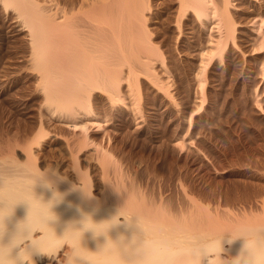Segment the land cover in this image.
Returning <instances> with one entry per match:
<instances>
[{
    "label": "bare ground",
    "instance_id": "obj_1",
    "mask_svg": "<svg viewBox=\"0 0 264 264\" xmlns=\"http://www.w3.org/2000/svg\"><path fill=\"white\" fill-rule=\"evenodd\" d=\"M0 103L2 242L26 222L28 264H127L134 215L177 244L264 225V165L220 163L216 127L264 160V0H0Z\"/></svg>",
    "mask_w": 264,
    "mask_h": 264
},
{
    "label": "clouds",
    "instance_id": "obj_2",
    "mask_svg": "<svg viewBox=\"0 0 264 264\" xmlns=\"http://www.w3.org/2000/svg\"><path fill=\"white\" fill-rule=\"evenodd\" d=\"M41 180L44 181L47 187H52V184L45 177ZM60 198V194L54 192V200L58 201ZM8 216L0 217L2 219V226H0V264H28L25 257L33 256L34 252H38V249L32 242L26 239L30 230L26 222L18 224L15 233L8 243L2 242L5 232L3 221ZM132 217H136L135 227L139 231L133 233L131 240L127 243L124 236H121L114 243L121 255L127 257V264H151L149 257L150 250H160L166 253L164 264H177L178 261H183V264H202V261L205 259H207V264H214L217 256H219L221 264H264V225L249 224L238 228L235 232H225L230 233V236L226 240L227 244H233L240 237H243L245 242L236 256L221 259V253L225 251L223 247L225 233L213 238L203 236L192 237L184 244H177L166 240H149V229L144 218L139 215ZM132 217L129 219L123 217V220L125 223L131 225ZM110 222V226L120 224V216L113 217ZM73 259H75L77 264H80V261L88 264L87 258L81 255L74 254Z\"/></svg>",
    "mask_w": 264,
    "mask_h": 264
},
{
    "label": "rangeland",
    "instance_id": "obj_3",
    "mask_svg": "<svg viewBox=\"0 0 264 264\" xmlns=\"http://www.w3.org/2000/svg\"><path fill=\"white\" fill-rule=\"evenodd\" d=\"M2 102H4V104H5V101H6V99L5 100H1ZM1 102V103H2ZM1 103H0V105H1ZM1 107V106H0ZM231 119H233V117L231 118ZM231 119L229 118L228 119V121H231ZM234 120H235V118H234ZM227 120L225 119V118H222V120H220L216 125V127H220V128H226V127H224L225 125H223L224 123L226 124L227 122H226ZM233 121V120H232ZM231 121V122H232ZM222 123V124H221ZM230 123V122H229ZM247 126H250V125H246V127ZM238 127H241L242 128V126H239V125H237L236 127H235V129L237 128V130L238 131H242V129L243 130H246L244 127L245 126H243V128L241 129V128H239L238 129ZM223 129H221V131H223V132H221L220 133V136H221V138H219L220 140H221V142H218V144H219V146H220V144H221V146H220V148H223V150L224 151H222V150H220V151H222L223 153H226V154H223L222 152H220V154H218L219 156H218V158H219V160H220V163L222 162V164H225V166L226 167H228V165L227 164H230L231 162L233 163V164H230L229 165V167H231V165L233 166V165H235V163H236V165H241V163H242V166L244 165V166H251V165H254L255 164V162L257 163L256 165L257 166H263L264 165V160H263V157L262 156H259V155H257V154H255L254 152H252V147L254 148V146H255V143L253 142V139H251V138H254L253 136H252V133L251 132H248V131H246V132H248V133H246V135L243 137V138H245V139H243V140H245V141H238L235 137H234V135H232V133H229V135L227 134V132H229V131H226V129L225 130H223ZM224 131H225V133L228 135V137L226 136V134L224 135ZM237 131V132H238ZM214 132V134L216 133V130L215 131H213ZM248 134V135H247ZM252 137H251V136ZM223 136V137H222ZM231 138H230V137ZM225 137H227V138H230V139H227V138H225ZM234 138H235V140H234ZM228 141H227V140ZM234 141H233V140ZM252 141H251V140ZM224 140V141H223ZM231 140V142H229ZM219 141V140H218ZM228 142V143H226V142ZM236 141V142H235ZM240 142L242 143V142H244V144H248L249 143V145L247 146V145H245L242 149H240L241 147H240ZM248 142V143H247ZM225 143V144H224ZM237 143V144H236ZM224 144V145H223ZM229 144H231V145H229ZM233 144V145H232ZM232 146V147H231ZM234 147V148H233ZM239 147V148H238ZM251 147V148H250ZM233 148V149H232ZM236 149V150H235ZM235 150V151H234ZM239 150V151H238ZM249 150V151H248ZM231 151V152H230ZM221 153H222V155H221ZM237 153V154H236ZM225 155H226V157H225ZM234 156V157H233ZM228 157V158H227ZM232 158V159H229V158ZM217 158V159H218ZM226 158V159H225ZM216 159V160H217ZM215 160V161H216ZM223 160H226V161H223ZM229 160H230V163H228L229 162ZM232 160H235V161H232ZM261 160H263V161H261ZM218 161V160H217ZM228 161V162H227ZM227 163V164H226ZM247 164V165H246ZM261 164V165H260ZM224 166V165H223ZM193 167V166H192ZM196 167H197V165H195V169H196ZM193 168V169H194ZM221 177H223V179L221 178V180H220V178ZM227 176H218V178H219V180H220V182L223 184V185H225V184H230V181L228 180V177L226 178ZM225 178H226V180H225ZM228 180V181H227ZM213 189V188H212Z\"/></svg>",
    "mask_w": 264,
    "mask_h": 264
}]
</instances>
